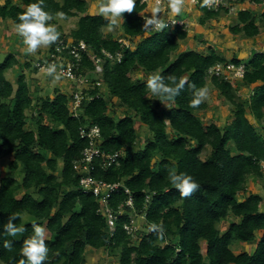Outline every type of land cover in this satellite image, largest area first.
<instances>
[{
	"label": "trees",
	"instance_id": "1",
	"mask_svg": "<svg viewBox=\"0 0 264 264\" xmlns=\"http://www.w3.org/2000/svg\"><path fill=\"white\" fill-rule=\"evenodd\" d=\"M22 1L23 5L6 0L0 5L1 18L19 23L18 16L37 2ZM43 6L53 15L54 23L60 17L57 13L65 20L79 18L70 33L75 40H85L95 52L121 51L123 58L115 63L107 60L103 73L97 76L93 74L94 63L84 56L80 70L90 71L92 80L100 79L107 93L98 86L88 90L94 99L74 117L68 91L55 88L54 94L34 97L25 72H38L34 62L27 60L22 65L24 70L14 84L6 75L20 61L13 52L4 57L0 52V156L11 157L8 172L0 176V226L15 214L20 218L14 223L26 228L15 237H0V264H19L33 223L44 226L49 234L44 264H86L89 247L118 256L119 264H264V195L246 194L249 177L264 180L260 165L264 134L248 118L250 114L264 124V51H254L245 63V77L238 84L252 89L249 98L243 99L237 86L209 76L215 64H239L242 59L235 56L229 60L213 46L207 52L180 51V41L188 37L183 26L146 33L141 17L146 5L141 0H136L133 12L123 13L121 22L122 36L136 39L135 48L105 34L108 21L100 14H88L87 0H44ZM199 8L204 13L203 24L229 10ZM237 16L238 22L229 27L231 33L247 38L261 34L264 12L260 20L249 10H240ZM56 28L59 39L63 37L62 27ZM141 72L148 78L163 76L168 82L186 79L197 88L211 82L232 105V118L223 126L205 123L196 112L208 109V104L191 108L193 90L188 84L173 101H159L145 88L148 78L136 76ZM112 97L125 106L124 115L111 114ZM166 102L169 105L164 106ZM136 118L150 134L138 149ZM85 125L100 127L105 153L122 154L120 164L111 167H102L101 159L96 160L93 172L98 180L122 185L109 200L113 208L122 204L125 210L116 221L113 235L107 218L97 212L98 200L79 185L75 164L88 146V140L80 135ZM207 145L211 152L203 159ZM169 170L193 177L198 190L181 199L167 179ZM18 172H22L20 177ZM124 187L134 197L133 208L126 205ZM147 194L152 195L148 201ZM240 195L244 199L239 200ZM135 211L145 214V228L136 232V238L124 228ZM24 214L35 219L24 223ZM223 222H228L226 230L220 226ZM151 223L163 224V238L148 231ZM5 239L14 242L11 250L4 247ZM252 242H256L252 252L237 254L233 250L239 243Z\"/></svg>",
	"mask_w": 264,
	"mask_h": 264
},
{
	"label": "built area",
	"instance_id": "2",
	"mask_svg": "<svg viewBox=\"0 0 264 264\" xmlns=\"http://www.w3.org/2000/svg\"><path fill=\"white\" fill-rule=\"evenodd\" d=\"M152 1L153 4H155V0ZM252 1L258 3L262 7V12H264V0ZM150 2L151 0H141V3H144L146 7ZM191 2L195 6L200 7L203 0H191ZM160 3L164 11L158 14V16H163L166 22H169V27L166 29H174L176 26L186 27V21L184 19L178 16H168L167 0H160ZM0 5H2L1 0ZM234 6L235 4L230 2V0H210L209 5L203 8L209 11H223L225 8L234 9ZM142 15L150 17L151 13H145V11H143ZM119 41L123 45L131 46L126 38H119ZM85 55L94 63L95 70L93 74L97 76L103 73V66L107 60L115 63L121 62L123 58V53L121 51L113 53L106 49H102L101 52H95L85 40H75L72 37L63 36L55 42L54 47L50 46L48 52L34 62V66L38 69V72L44 74H46V71H41V69H46L50 64L54 63L57 66V74L71 81L72 89L68 92L70 99L69 108L74 117H79L83 106L94 99V96L90 95L88 90L95 86L100 88L103 86L100 79H91L90 71L83 72L80 70V62ZM245 73L246 64L244 62L237 64L234 61L219 62L209 70L210 77L217 76L232 84L243 80ZM80 135L82 138L88 140V146L85 148L81 160L75 164V169L80 176L79 185L84 192L92 193L98 200L99 208L97 212L107 218L109 231L113 235L116 221L119 216L124 214L125 210L122 204L118 205V208H113L109 200L112 193L120 190L122 185L120 183H109L103 179L98 180L93 175V172L96 170V160L101 159L100 165L102 167H111L120 164L122 154L120 152L105 153L101 148L103 137L98 125H85L81 127ZM260 165L263 169L264 160L261 161ZM124 191L128 194L127 200L125 201L126 205L133 208L134 197L130 189L124 187ZM151 196V194H147L146 200H150ZM138 218L144 219L145 214H139L135 211L130 217V222L126 223L124 226L127 233L132 234L135 238L137 237L136 232L140 230Z\"/></svg>",
	"mask_w": 264,
	"mask_h": 264
},
{
	"label": "clouds",
	"instance_id": "3",
	"mask_svg": "<svg viewBox=\"0 0 264 264\" xmlns=\"http://www.w3.org/2000/svg\"><path fill=\"white\" fill-rule=\"evenodd\" d=\"M44 0H37L26 7V10L18 16L19 23L15 25V30L19 37L22 38V44L26 53L33 54L38 48L47 47L54 44L59 37L57 28L48 23L53 20V15L44 10ZM210 0H203L201 7L208 6ZM184 5V0H167L168 16H178L181 14ZM136 8V0H102L98 7V14L108 21L109 29L118 26L120 20H124L123 13H131ZM164 9L161 6L160 0H155V4L150 6L151 16L141 17L144 20L142 30L147 32H161L169 27V22H166L163 16L158 14L163 13ZM263 13V12H262ZM261 13V14H262ZM57 16L62 17V13H57ZM57 66L53 63L46 69L48 76L59 80L57 74ZM188 84L186 79H180L177 83L175 78L170 82L166 81L163 76H151L145 83V88L148 92L159 99V101H173L175 97L181 94V91ZM192 89V99L189 106L193 109L198 108L205 102L208 96L207 87L197 88L195 84H188ZM168 181L175 187L181 199L188 198L192 193L198 190V183L186 173H177L174 170H169ZM18 217L15 214L9 215L7 223L3 224L0 237H15L18 233L26 231L25 227H18L15 220ZM148 231L155 234L158 238L164 236L163 224L151 223L148 226ZM13 241L4 240V247L11 250ZM48 254V246L46 244V229L44 226L33 223L32 235L27 238L22 246L19 264H44Z\"/></svg>",
	"mask_w": 264,
	"mask_h": 264
},
{
	"label": "rangeland",
	"instance_id": "4",
	"mask_svg": "<svg viewBox=\"0 0 264 264\" xmlns=\"http://www.w3.org/2000/svg\"><path fill=\"white\" fill-rule=\"evenodd\" d=\"M233 1V0H232ZM236 4L234 6V9H230V8H225V9H229L228 12H222L221 16L219 17L220 19H218V22H222L220 23V31L219 34H227L229 35L232 43L227 44L228 46V50L235 52L236 56L239 57L243 47H250V48H246V50H248L247 52H251V51H263V44H264V26H262V32L259 36H256V38H247L245 35L243 34H239V35H234L233 33L230 32L229 27L232 24H235V22H237V19L235 16H237L238 11L240 10L239 8L243 7V5L239 4V1H235ZM248 8H251V5H249L248 3ZM260 10V9H259ZM257 10V11H259ZM257 19L260 20V16L261 13L258 12L256 14ZM232 17V18H231ZM58 18V22L61 23L62 26V35L65 37H70V33L71 31L76 28L77 25V19H73L70 18L68 20L63 19L62 17H57ZM236 20V21H234ZM259 22V21H258ZM193 26L190 27V29ZM119 23L118 26L113 28V29H109V27H105L103 29L105 34H111V35H117L119 33ZM11 32V33H10ZM16 30L15 27L12 25V27L8 28V31H6V38L13 36V38L15 37L17 39L18 42L22 43V38L19 37L18 34H16ZM5 37L2 36V39H6ZM223 41L226 40V37L223 36ZM128 43L131 44H135V41L128 40ZM11 42V41H10ZM12 44V42H11ZM11 44H7V46H4V49L6 51H9V53L16 52V49L14 48L15 46H10ZM225 45V44H224ZM248 45V46H247ZM252 45L256 46L257 48H251ZM48 47V46H47ZM47 47H41L38 49H41V51H45L47 49ZM239 47V48H238ZM244 47V48H245ZM37 49V51L33 54H28V56H30V60L32 62H35L39 57H40V51ZM254 49V50H253ZM245 49H243L244 51ZM5 54L8 53H3L2 56L4 57ZM222 54H224V52H222ZM225 54H227V51L225 52ZM23 69L20 67H15L14 69H11L10 71H8V77L11 80L15 81V77L16 75H19L20 71H22ZM38 75H40V77L44 76L42 78V80L40 79V77H38ZM26 76L27 79L30 81V85H31V89H32V94L35 97L38 96H44L47 94H54V89L56 87H60V88H64L63 90L67 89L69 90L70 88L72 89V84L70 80H67L63 77H60L59 80H55L53 77L50 78V76H47L46 78V74L42 73V72H34L32 71H26ZM137 77H142L144 78H148V75H145L144 72L138 73V75H136ZM151 76H155L153 75H149V77ZM64 82V83H62ZM62 83V84H61ZM239 82H235L234 86H237V92L238 94L243 98H249L250 94H251V87H247L241 84H238ZM59 85V86H58ZM102 91L106 94L107 93V89L105 88V86H102ZM208 89V96L207 99L205 100V102L208 104V109L206 110H202V111H197V115L200 116L202 118V120L205 123H211V122H216L218 124H220L221 126L225 125L231 118H232V105L225 100V98L219 93V91L212 86L211 84H209V86L207 87ZM250 90V91H249ZM2 99L0 98V101ZM167 106L169 105L167 102L165 103ZM109 109L111 114H116L118 116H122L125 114L126 112V108L125 106L119 104L118 99L116 97H112L110 103H109ZM34 112L36 113V109H33ZM133 117H135V114L132 113L131 114ZM256 126L259 127L260 129V133L264 134V124H261L256 121L253 122ZM29 124H31V122H29ZM32 126V124H31ZM136 128H137V133H138V141L136 144V148H142L143 145L145 144L146 140L148 139V137L150 136L149 134V130L147 129V127L145 125H143L141 123V121L136 118ZM211 152V146L207 145L205 147V149L202 152L201 157L203 159H205ZM11 160V157L9 156H0V176L6 174L8 172V163ZM262 171L264 172V168L262 169ZM22 172H18L16 176H19ZM262 194L264 195V180L261 178H257V177H249L248 179V188H247V195L248 194ZM22 194L19 193L18 197H20ZM244 199V195H240L239 196V200ZM262 209L264 210V202L262 203ZM35 218L31 215L28 214H24L23 215V222H29L31 220H34ZM138 223L140 226V229L143 230L145 228V222L144 219L142 218H138ZM221 228L223 230H226V228L228 227V222H223L220 224ZM258 236L262 235L261 232L257 233ZM256 247V242H252V243H239V245H236L233 247V250L235 253H241V252H252L254 251ZM90 248V247H89ZM88 248V249H89ZM86 252L87 255V259H88V264H119V258L116 255H111L107 250L105 249H101V250H91L90 249Z\"/></svg>",
	"mask_w": 264,
	"mask_h": 264
},
{
	"label": "crops",
	"instance_id": "5",
	"mask_svg": "<svg viewBox=\"0 0 264 264\" xmlns=\"http://www.w3.org/2000/svg\"><path fill=\"white\" fill-rule=\"evenodd\" d=\"M1 1H2V4H3L6 0H1ZM87 1H88V12L87 13L90 14V15L98 14V7H99V4L102 2V0H87ZM235 1H239V4L243 5V7L239 8L240 10H249V11L253 12L255 15L258 12H260V13L262 12V7L258 3L254 2L252 0H244L243 2H240V0H233V1L230 0V2H233V4H236ZM13 2L14 3H18L20 5H23V1L22 0H13ZM248 3H249V5H251L252 9L248 8ZM152 5H154V4H153V1L151 0L150 4L144 9L145 13L146 12L150 13V6H152ZM257 10H259V11H257ZM203 15H204L203 11H201L198 6H195L191 2V0H184V5H183L182 12H181L180 15H178V17H180L181 19H184L186 21V27L185 28L188 30V37L185 40L180 41V51H186V50L192 49V50H197V51H201V52H207L208 49H209V46H213L219 53L222 54V52H224V54H222V55H224L229 60L232 59L233 57H235L236 56L235 52L228 50L227 44L232 43L229 35H227V34L226 35L225 34H219V32L222 31V30H220L221 29L220 28V23H222V22L221 21L218 22L217 20L220 19V18L218 17V18H215V19L207 20L203 24V23H201V18L203 17ZM235 17L238 20V16H235ZM73 19H77V22H78L79 18L78 17H73ZM234 21H236V20H234ZM121 22H122V20H120L118 22L119 23V27H120L119 33L117 35H114V37L115 38H126L128 40H131V42L134 41V40H132V39H130L128 37L122 36ZM237 22H235V23H237ZM48 23L54 25L55 27H59V26L62 27L61 23L58 22V18H57V23H54L52 21L51 22L49 21ZM12 25L15 27V24L12 21V19H2V18H0V52H1V54L9 53V51H11V50L6 51L4 49V46H7L8 43L11 44V42H12V44L10 46H15L14 48L16 49V52H17L15 54H16L17 58L20 61L18 67L19 68L21 67L23 69L22 65H24L27 60H30L31 57L28 56V54L25 52L24 45L22 43L18 42L15 37L13 38V36H10V37L6 38V35H7L6 31H8V28L12 27ZM191 26H193V27L190 29ZM2 36L5 37L6 39L5 40L2 39ZM223 36L226 37L225 41H223V39H222ZM70 38H71V36H70ZM254 38H256V37H254ZM136 42L137 41L135 39V44H131L130 43L132 48L136 47ZM50 46H48L45 51H41V49H38L40 51V57L48 52V49L50 48ZM244 47H243V49H245V50L243 51V49H242V52H241L239 58L242 59V62L246 63L250 59L251 55L253 54V51L247 52L248 51V50H246L247 47H245V48ZM248 48H250V47H248ZM251 48H257V47L252 45ZM226 51H227V54H225ZM22 71H20V73ZM26 71L27 70H25V72ZM28 71H32V70H28ZM7 74H8V72H7ZM6 76L11 82H13L14 84L16 83L18 75H16L15 81L11 80L8 77V75H6ZM47 76L48 75H46V78H47ZM38 77H40V75H38ZM43 77H45V75L40 77V79L42 80ZM50 78H51V76H50ZM62 83H64V82H62ZM209 84H211L213 86V84L211 82H209L206 87H208ZM29 85H30V81H29ZM30 87H31V85H30ZM56 88H60V87H56ZM60 89L62 91H64V92H67V91L69 92L71 90V88L69 90H67V89L63 90L64 88H60ZM248 118L250 119V121L252 123L257 121L254 118V116H252L250 114L248 115ZM17 177H20V175L17 176ZM46 237H49L48 233H46ZM91 250H94V249H90V251ZM88 263L89 262H88V259H87V263L86 264H88Z\"/></svg>",
	"mask_w": 264,
	"mask_h": 264
}]
</instances>
